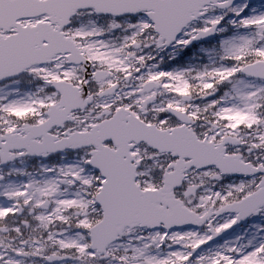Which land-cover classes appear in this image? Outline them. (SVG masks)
Here are the masks:
<instances>
[{
  "label": "snow or ice",
  "instance_id": "6c2138e0",
  "mask_svg": "<svg viewBox=\"0 0 264 264\" xmlns=\"http://www.w3.org/2000/svg\"><path fill=\"white\" fill-rule=\"evenodd\" d=\"M0 264H264V0H0Z\"/></svg>",
  "mask_w": 264,
  "mask_h": 264
}]
</instances>
